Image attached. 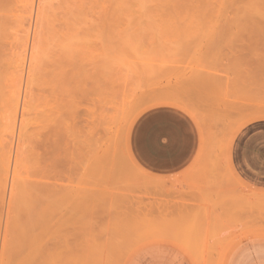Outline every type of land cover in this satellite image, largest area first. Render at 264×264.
<instances>
[{
    "label": "rangeland",
    "instance_id": "374dc122",
    "mask_svg": "<svg viewBox=\"0 0 264 264\" xmlns=\"http://www.w3.org/2000/svg\"><path fill=\"white\" fill-rule=\"evenodd\" d=\"M225 2L0 0V264H128L160 242L226 264L264 241V187L230 169L239 133L264 122L263 7L243 0L242 47L226 40ZM168 107L204 153L181 178L135 158L155 162L150 128L181 132Z\"/></svg>",
    "mask_w": 264,
    "mask_h": 264
},
{
    "label": "crops",
    "instance_id": "0c3cea01",
    "mask_svg": "<svg viewBox=\"0 0 264 264\" xmlns=\"http://www.w3.org/2000/svg\"><path fill=\"white\" fill-rule=\"evenodd\" d=\"M168 109L180 123L181 132L172 134L168 128H150L149 130L153 133L152 146L157 150L154 154L155 162H145L143 157L138 155H135V158L139 165L149 172L165 178H181L196 168L204 153L199 148L197 126L190 116L173 107ZM263 131L264 122H255L247 126L239 133L231 152V163L234 165L235 172L251 187H264ZM244 243L246 245L234 255L230 261L231 264H252L253 262H255L253 264H264V241ZM140 249V253L143 254L140 259L141 264H168L167 257L172 254L180 258V264H190L185 255L167 242L142 246Z\"/></svg>",
    "mask_w": 264,
    "mask_h": 264
},
{
    "label": "bare ground",
    "instance_id": "6f19581e",
    "mask_svg": "<svg viewBox=\"0 0 264 264\" xmlns=\"http://www.w3.org/2000/svg\"><path fill=\"white\" fill-rule=\"evenodd\" d=\"M36 1V0H35ZM33 1H31V3H32ZM38 3H39V1H38ZM32 5H33V3H32ZM31 5V6H32ZM38 5V4H37ZM224 5H226L225 6V17H224V23H225V27L227 28L226 30L228 31V33H226V34H228V35H226V40H228L227 42L228 43H231L232 44V42L234 41L235 42V40H230V37H234V38H237V42L239 41V42H241L242 41V39H243V37H245V36H247L245 33H248L249 32V29H248V31H247V29H245L246 27H244L243 28V26H244V23H245V26H248V25H246V20H248V19H246L247 17V15H248V13H247V11H246V9L243 7V0H226V2H225V4ZM261 5H262V7L263 8H261V12H259L260 14H259V18H258V23H260L259 24V26H260V28H263L264 27V0H261ZM29 7H30V4H29ZM31 8V7H30ZM30 8H29V10H30ZM35 9V8H34ZM31 10H33V9H31ZM34 11V10H33ZM31 12L32 11H29V13H30V15H31ZM35 13V12H34ZM35 15H37V14H35ZM31 18V17H30ZM36 18V17H35ZM34 18V19H35ZM248 18H249V16H248ZM249 21V20H248ZM247 21V22H248ZM30 22V20H27V23H29ZM261 23H262V25H261ZM247 24H249V22L247 23ZM31 25V24H30ZM28 26H29V24H28ZM259 26H257L258 28H259ZM30 27V26H29ZM256 27V26H255ZM256 27V28H257ZM31 28V27H30ZM243 28V29H242ZM258 29V30H262V29ZM29 29V28H28ZM27 29V30H28ZM244 29L246 30V32H244ZM26 30V31H27ZM241 30V31H240ZM264 30V29H263ZM226 31V32H227ZM259 31V34H262V36L261 37H258V39L259 38H261L262 40H260L261 42L263 41V43H264V38H263V36H264V31H262V33ZM243 33V35H241V33ZM256 31L254 30V33H255ZM27 33H28V31H27ZM240 33V34H239ZM257 34V33H256ZM249 35H251V34H249ZM227 36H230V37H227ZM242 37V39H241V41H240V38ZM252 37H255V36H252ZM26 38H27V36H26ZM239 38V39H238ZM244 39H246V38H244ZM243 39V40H244ZM248 39V38H247ZM257 39V38H256ZM28 40V39H27ZM26 41V40H25ZM29 41V40H28ZM231 41V42H230ZM246 42L248 41L249 42V40H245ZM259 41V42H260ZM27 42V41H26ZM26 42H24L25 44H26ZM226 42V43H227ZM238 42V44H240ZM242 43V42H241ZM245 43V42H244ZM24 44V46L26 47V45ZM30 44V43H29ZM231 44H229V46L227 47V51L226 52H228V54H231V55H233L234 56V54H233V50L235 51V53H236V48L235 47H233ZM241 45V44H240ZM23 46V45H22ZM242 46V45H241ZM244 46V45H243ZM242 46V47H243ZM246 46V45H245ZM244 46V47H245ZM24 49H26V48H24ZM239 49V48H238ZM239 50H241V49H239ZM24 51V50H23ZM26 51V50H25ZM24 51V52H25ZM238 51V50H237ZM22 53V56H23V54L25 55V53ZM227 54V55H228ZM238 54V52L236 53V55ZM239 54L240 55H243L241 52H239ZM238 54V55H239ZM231 55H229V56H231ZM23 57H25V56H23ZM236 57V56H235ZM238 57V56H237ZM241 57V56H240ZM26 58V57H25ZM25 58L23 59V60H25ZM31 58V57H30ZM29 58V60H31ZM230 58V57H229ZM235 59H237V58H235ZM23 62V61H22ZM22 62L20 63V64H22ZM27 62V61H26ZM30 62V61H29ZM24 64V63H23ZM23 64H22V68L20 67L21 65H19V67H20V69L21 70H23ZM25 66V65H24ZM26 68V67H25ZM27 69V68H26ZM21 70H19V71H21ZM23 72V71H22ZM21 72V73H22ZM24 73V72H23ZM24 76V75H23ZM17 83H20V81L19 82H17ZM22 89V88H21ZM16 91H17V93H19L18 91L19 90H17L16 89ZM21 92V91H20ZM9 93V92H8ZM7 94V93H6ZM4 94L5 95V97L4 98H6V96H7V98L9 97V95L7 94ZM15 96H16V94H14ZM20 96H21V94H20ZM20 96H17V97H15L16 98V101H15V103H16V105L18 104V100H19V97ZM14 97V96H13ZM13 97H11V98H13ZM10 97L8 98V99H11ZM8 99H7V101H8ZM11 100H13V99H11ZM9 102V101H8ZM7 102V103H8ZM13 102H14V100H13ZM19 104H20V102H19ZM18 104V105H19ZM17 107V106H16ZM11 109H13V108H11ZM14 109H16V108H14ZM12 111H14V110H12ZM11 111V116H10V119H11V122H10V128H12V130H16L17 128V126H16V124L15 123H18L19 124V126L21 127V122L22 121H19V120H21L22 118L21 117H23V113H21L20 114V119H19V117H17V114L16 113H19L18 112V109H17V112H12ZM16 111V110H15ZM253 123H255V122H253ZM253 123H250V125H252ZM249 124V123H248ZM14 126H16L15 128H14ZM244 126H247V124L246 125H242L241 126V128H243ZM249 126V125H248ZM14 128V129H13ZM241 128H239L237 131H236V133L239 131V130H241ZM108 129V128H107ZM127 128H125V130H126ZM264 132V131H263ZM14 133H15V131H14ZM256 133V132H255ZM258 133V132H257ZM10 134L12 135L13 134V131H11L10 130ZM107 134H108V132H107ZM124 134H126V132L124 133ZM14 135V134H13ZM11 136L12 137V139L14 140V136ZM108 136V135H107ZM124 136V135H123ZM110 137V136H109ZM122 137V136H121ZM127 137V136H126ZM125 137V138H126ZM263 137V136H262ZM233 138V137H232ZM235 138V137H234ZM11 139V138H10ZM122 139H124V137H122ZM127 139V138H126ZM13 140H11V142L13 141ZM108 140V139H107ZM247 140V139H246ZM15 141V140H14ZM123 142H124V140H123ZM122 143V142H121ZM128 143V142H127ZM11 144V143H10ZM123 144V143H122ZM234 144V143H233ZM232 145V144H231ZM126 146V141L124 142V146L122 147V148H124ZM126 148V147H125ZM230 149H231V147H230ZM126 149H124V151H125ZM11 151V150H10ZM229 152H231V151H229ZM9 153V152H8ZM126 153V152H125ZM242 153V152H241ZM227 154H229V153H227ZM230 155V154H229ZM128 156V155H127ZM231 156V155H230ZM126 157V156H125ZM3 158V157H2ZM130 157H128V159H129ZM233 158V157H232ZM4 159V158H3ZM128 159H127V162H128ZM230 159H231V157H230ZM2 161V160H1ZM5 161V160H4ZM229 162H230V160H228ZM9 162H10V158L8 157L7 158V166H8V164H9ZM133 162V161H132ZM233 162V161H232ZM129 163H130V161H129ZM128 163V164H129ZM134 164V163H133ZM135 165V164H134ZM232 164H230V166H231ZM6 166V167H7ZM130 166H132V164L130 163ZM3 168V167H2ZM11 168V167H10ZM133 168V167H132ZM139 168V167H138ZM232 168V166L230 167V169ZM233 168H234V165H233ZM232 168V169H233ZM4 169V168H3ZM139 169H141V168H139ZM231 169V170H232ZM248 169V168H247ZM9 171H8V169L6 168V170H5V173H4V178H3V182H5L6 181V177H7V173H8ZM12 174H14V173H12ZM12 174H11V176H12ZM15 174H16V172H15ZM10 175V174H9ZM14 176V175H13ZM239 176V175H238ZM12 178V177H11ZM16 179V178H15ZM14 179V180H15ZM14 180H11V182H14ZM17 180V179H16ZM17 182H19V179L17 180ZM157 182H159V181H157ZM156 182V183H157ZM152 183V182H151ZM155 183V182H154ZM154 184V187H156V185L157 186H159V184H162V183H157V184ZM153 184V183H152ZM246 184V183H245ZM4 185V184H3ZM165 185V184H164ZM161 186V185H160ZM159 186V187H160ZM163 186V185H162ZM161 186V187H162ZM245 186V185H244ZM4 187V186H3ZM260 188V187H259ZM3 191H4V188H1ZM3 191H2V193H3ZM255 196V198L256 197H259V198H262L261 196H264V194H261V193H259V194H255L254 195ZM165 235V234H164ZM169 237V236H168ZM253 237H256V235H255V233H254V235H253ZM253 237H249V238H253ZM257 237H258V235H257ZM259 237H264V235L263 236H259ZM176 239V238H175ZM177 240V239H176ZM190 243V242H189ZM182 244V243H181ZM184 245V244H183ZM191 247H193V246H191ZM258 248H260V247H258ZM194 250H195V248H193ZM140 251H141V249L140 250H138V253L137 252H135L134 253V255L128 260V264H134V262H135V264H141V262H140V259H141V255H143V254H141L140 253ZM198 251V250H197ZM198 253V252H197ZM195 255V254H194ZM253 257V256H252ZM257 257V256H256ZM135 259V260H134ZM180 259V258H179ZM179 259L177 258V257H175L174 256V254H172L170 257H167V262H168V264H180V262H179ZM199 259H200V257H199ZM133 261V262H132ZM182 261V260H181ZM230 261H228L226 264H230L229 263ZM253 263H255V262H253ZM252 263V264H253Z\"/></svg>",
    "mask_w": 264,
    "mask_h": 264
}]
</instances>
